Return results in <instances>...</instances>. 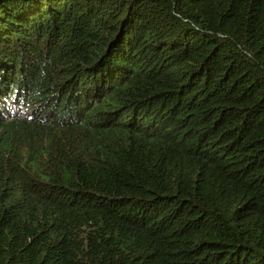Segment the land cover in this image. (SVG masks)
Here are the masks:
<instances>
[{
    "label": "trees",
    "instance_id": "obj_1",
    "mask_svg": "<svg viewBox=\"0 0 264 264\" xmlns=\"http://www.w3.org/2000/svg\"><path fill=\"white\" fill-rule=\"evenodd\" d=\"M0 264H264V0H0Z\"/></svg>",
    "mask_w": 264,
    "mask_h": 264
}]
</instances>
